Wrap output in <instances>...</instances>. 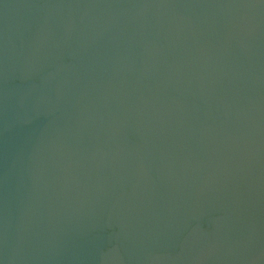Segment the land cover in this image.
<instances>
[{
  "label": "water",
  "instance_id": "95a60500",
  "mask_svg": "<svg viewBox=\"0 0 264 264\" xmlns=\"http://www.w3.org/2000/svg\"><path fill=\"white\" fill-rule=\"evenodd\" d=\"M0 264H264V0H0Z\"/></svg>",
  "mask_w": 264,
  "mask_h": 264
}]
</instances>
